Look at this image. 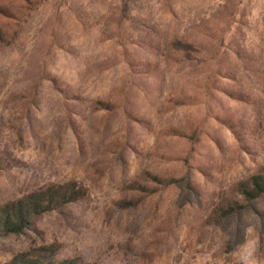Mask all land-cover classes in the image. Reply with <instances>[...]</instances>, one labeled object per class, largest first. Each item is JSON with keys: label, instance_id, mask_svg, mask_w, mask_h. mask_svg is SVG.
I'll use <instances>...</instances> for the list:
<instances>
[{"label": "rangeland", "instance_id": "rangeland-1", "mask_svg": "<svg viewBox=\"0 0 264 264\" xmlns=\"http://www.w3.org/2000/svg\"><path fill=\"white\" fill-rule=\"evenodd\" d=\"M264 0H0V264H264Z\"/></svg>", "mask_w": 264, "mask_h": 264}, {"label": "trees", "instance_id": "trees-1", "mask_svg": "<svg viewBox=\"0 0 264 264\" xmlns=\"http://www.w3.org/2000/svg\"><path fill=\"white\" fill-rule=\"evenodd\" d=\"M252 180L254 182L256 188L255 190L257 193L264 190V173L253 176Z\"/></svg>", "mask_w": 264, "mask_h": 264}]
</instances>
